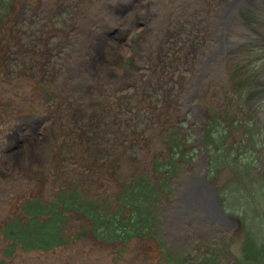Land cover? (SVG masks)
Masks as SVG:
<instances>
[{
    "label": "rangeland",
    "instance_id": "rangeland-1",
    "mask_svg": "<svg viewBox=\"0 0 264 264\" xmlns=\"http://www.w3.org/2000/svg\"><path fill=\"white\" fill-rule=\"evenodd\" d=\"M88 1L12 0L0 21V130L5 120L46 122L49 147L42 162L28 166L54 192L25 193L24 185L38 179L19 170L4 175L10 166L2 161L13 145L0 142V186L18 195L16 213H5L0 190V264H27L38 255L41 261L60 249L63 258L73 251L65 263L76 264L75 255L84 253L85 264H119L134 250L129 243L147 238L158 248L150 264H264L262 0H240L223 28L229 85L195 71L217 45V36L208 35L211 13L227 0H146L150 9L144 7L141 28L130 35L137 48L119 65L130 77L114 86L112 73L102 72L106 83L89 88L96 103L77 100L64 70L88 58L78 53L85 32L133 26L135 18L118 21L111 9L132 10L139 2L101 0L111 9L103 2L107 9L98 13ZM154 5L157 19L151 20ZM97 43L94 37L84 43L92 57ZM137 51L157 59L156 80ZM190 76L202 82L201 92L210 82L202 97L185 87ZM61 84L67 93L55 90ZM20 86L33 100L24 101ZM199 104L206 108L200 116ZM114 129L122 132L115 136Z\"/></svg>",
    "mask_w": 264,
    "mask_h": 264
},
{
    "label": "bare ground",
    "instance_id": "bare-ground-1",
    "mask_svg": "<svg viewBox=\"0 0 264 264\" xmlns=\"http://www.w3.org/2000/svg\"><path fill=\"white\" fill-rule=\"evenodd\" d=\"M90 1H88L89 2L88 5L91 7H94L98 13L106 10L107 8H108L107 11L111 9L109 8L110 5H108V3L105 1H101V0L99 2L97 0H92L91 2ZM136 1H138L139 3H134L133 5L134 9L132 10L126 9V7L123 6V4H121L119 11H115L111 9V11L117 15L118 21L123 20L124 19L123 17L126 18L127 15H129L131 18H135L133 26L127 27L123 23L121 25L118 24L117 29L112 34H109L108 32L109 35L107 33L102 34L100 31H97L99 34L93 33L90 35H86L88 33L87 31L82 35L79 41L80 51L78 53L83 51L88 54V58L82 64V66L78 64H73V65L68 64L63 74L64 78L66 76H70L71 78H73V86L76 88V91L75 90L74 91L77 96V100L83 101L82 99L84 98L86 100L90 99L88 98V95L91 92V89L89 88L91 86L92 87L95 86V84L99 86V85H102V83H106L102 78V72L112 73L111 83L114 86L116 84L120 85L125 79H129L130 76L127 75L123 70H121V67H119V65L122 61L121 59L130 54L132 46L137 48V45L135 44L136 42L134 41V39L130 37V35H131L132 30L133 31L134 29L140 30L139 29L141 28L140 19H143V20L145 19L146 12L144 10V7L147 6L148 4L146 0H136ZM192 1H194L195 3L198 2V0H191V2ZM200 1L201 0H199V2ZM103 2L106 3V7H107L104 10H102L101 9L102 7H100L103 5ZM227 2L228 4H225V5L222 4L223 6L221 8H216L211 13L212 16H211V22L209 23L210 27L208 28V32H209L208 35H209V38H211V36H217V45L216 47H214V50L213 48H210L212 50L209 49L210 53L208 52L206 54V57L204 58V61L201 64H196L195 71L199 73V75H202L200 71L208 72L210 74L211 80L214 77H218V79H221L223 82H225V84L229 85L231 84L230 82L231 80L228 74L226 73L227 64L225 61V56H223V54L225 53V47L223 45V43H225V37H223L222 31L226 25L231 24L233 22V19L235 16L234 14L235 8L237 7L236 5L239 4L240 0H232L230 2L228 0ZM261 2L264 4V0H262ZM179 4L182 5V3H179ZM103 6H105V4ZM141 6L143 8V13L140 12ZM149 9H150V6L148 5L147 10ZM151 9H152V12L150 13V15L148 13L147 16H150L152 18L151 20H155L157 19V18H154L156 17L155 13L157 12L155 5L151 6ZM203 9L204 11H207L206 7H204ZM97 12H94V13L97 14L96 18L98 19ZM160 13L162 14V9L160 10L159 15H161ZM100 18L102 19L103 17H101V15L99 14L98 21H101ZM95 23L97 24V22ZM151 24L152 23H148L149 26ZM235 24L237 25V20L233 23V27ZM234 32H235V29L233 30V33ZM236 35L239 36L238 34ZM93 37L98 42L96 47L93 48V52H95L96 54L95 57H92L89 54L84 44L88 39L93 38ZM137 57L139 58L140 61L146 63L147 67H150L152 69L150 72H146V75H149L156 80L158 74H156L154 69L156 67L155 64L158 63L157 59H155L154 57H152V59L144 58L145 56L142 51H137ZM136 67H139V66L136 65ZM148 71H149V68H148ZM132 72H133V75H135V77L137 78L140 77V73L139 71H137V68L134 67L132 69ZM208 82L206 83V85L209 84L210 86V82L209 83ZM185 83H186L185 87L187 88L188 92L189 91L194 92V91L199 90L197 92L199 94V97L200 96L202 97L204 91L206 92L207 90V87L204 84V87H203L204 91L203 92L200 91L201 90L200 88L203 86L202 82H200L194 76L188 77ZM97 86L96 88H98ZM25 89L26 88L21 87V86L19 88V92L21 93V96L22 97L25 96L26 98L24 101L33 100L31 98L32 96H34V94L29 93ZM55 90L60 93H67L69 91L68 87L64 88L62 84L60 86H55ZM212 93L210 91V94ZM90 100H92L93 103L97 102V100L95 99H90ZM110 102H112V100ZM194 111L196 112L198 116H200L201 113H204L206 111V108L203 106V104H199L196 107H194ZM45 123L46 122L42 123L41 119H32L30 121L20 124L19 126L18 125L15 126V124H13V122H11L10 120H5L4 125L6 126V130L5 131L0 130V135L3 138V140H0V142L4 144L5 141H9L13 145V148L7 149L8 150L7 153L8 154L10 153L9 157L6 156L4 160L2 161L3 164L10 166L9 170L7 169L4 170V175L7 173L10 174L11 172H16L19 170L20 173H23L24 177H27V178L32 177V179H35V178L38 179L37 181L34 180L33 181L34 184L28 187L24 185L23 191L25 193L30 192V194L32 193L35 194L38 192L39 194L49 195L50 197H52L54 192L50 186V180L47 179L45 181L43 179H39L38 178L39 176H37L35 172L32 171L33 169L28 166L32 160H34L35 162L37 161L42 162L43 154L45 150L47 149V147H49V145L45 143L46 142L45 140H47L48 138L46 136V130L44 128ZM158 129L159 128H155L154 130L159 131ZM121 132L122 131L120 129L118 130L114 129L115 136H117ZM5 137L6 139H4ZM118 143H120L119 139L114 144L116 150H118ZM73 171H76V169L73 168ZM19 179L22 180L21 177ZM204 183L207 189L208 187L210 188L211 186L210 182H208L207 180H204ZM0 190L6 194V196L4 197L5 200L3 198V202H1L5 205L4 206V209L6 211L5 213L12 212L11 214H15L16 207H18V205L14 204L16 203V199H18L17 193L15 192L14 194H11V190H9L8 187L4 188V186H0ZM8 192L10 194H8ZM209 199L211 201L210 202L211 204L214 203L216 211L217 213H219V211L217 210L218 207H216L217 198L212 192H211V195H209ZM14 208H15V211L13 212ZM225 219H228V218H225ZM223 222L226 223V221L224 220ZM90 245L92 244L90 243ZM128 246H129V249L133 248L134 250L127 253L126 256L123 257L124 259H122V261L119 262V264H150L148 262H151L150 259H152L153 254H155L158 250L154 240H152L151 238L144 239L140 241V243L133 241L132 243H129ZM78 247L79 248L84 247L83 243ZM72 248L73 247H71V249ZM61 252L62 251L60 249L52 253H49L47 254V257L42 259L41 261L39 260V257L41 255L35 256L36 258L33 256L31 260H29L30 257H28L27 264L29 263L30 264H69V263H65L64 259L65 258L67 259V257L71 256L73 251L72 252L69 251L68 253H66L65 258L61 256ZM83 254H78L79 255L78 257L77 255H75V258L79 259L78 260L79 263L77 262L76 264H80V261H82L81 263H84V264L86 263V256H84ZM99 257L102 259H106L102 256H99ZM22 259H25V257L23 255H19L17 261L19 260L18 262H21Z\"/></svg>",
    "mask_w": 264,
    "mask_h": 264
},
{
    "label": "trees",
    "instance_id": "trees-1",
    "mask_svg": "<svg viewBox=\"0 0 264 264\" xmlns=\"http://www.w3.org/2000/svg\"><path fill=\"white\" fill-rule=\"evenodd\" d=\"M12 0H0V21L2 22L4 15L6 14V9H10ZM6 8V9H5Z\"/></svg>",
    "mask_w": 264,
    "mask_h": 264
},
{
    "label": "water",
    "instance_id": "water-1",
    "mask_svg": "<svg viewBox=\"0 0 264 264\" xmlns=\"http://www.w3.org/2000/svg\"><path fill=\"white\" fill-rule=\"evenodd\" d=\"M219 207H220V204L218 203Z\"/></svg>",
    "mask_w": 264,
    "mask_h": 264
}]
</instances>
